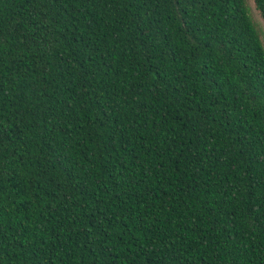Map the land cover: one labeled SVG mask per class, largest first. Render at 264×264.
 Instances as JSON below:
<instances>
[{
    "label": "trees",
    "instance_id": "16d2710c",
    "mask_svg": "<svg viewBox=\"0 0 264 264\" xmlns=\"http://www.w3.org/2000/svg\"><path fill=\"white\" fill-rule=\"evenodd\" d=\"M0 264H264L248 0H0Z\"/></svg>",
    "mask_w": 264,
    "mask_h": 264
},
{
    "label": "rangeland",
    "instance_id": "374dc122",
    "mask_svg": "<svg viewBox=\"0 0 264 264\" xmlns=\"http://www.w3.org/2000/svg\"><path fill=\"white\" fill-rule=\"evenodd\" d=\"M248 5L250 8L251 16H252L254 22L256 23L258 29L260 30L261 37H262L263 42H264V21L261 18V16L259 15L258 11L256 10L252 0H248Z\"/></svg>",
    "mask_w": 264,
    "mask_h": 264
}]
</instances>
